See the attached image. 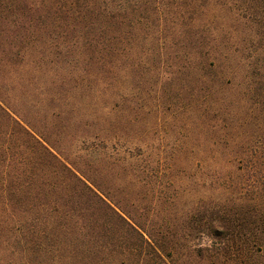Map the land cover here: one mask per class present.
<instances>
[{
  "label": "trees",
  "instance_id": "16d2710c",
  "mask_svg": "<svg viewBox=\"0 0 264 264\" xmlns=\"http://www.w3.org/2000/svg\"><path fill=\"white\" fill-rule=\"evenodd\" d=\"M158 72L188 120L173 156L129 87ZM241 92L264 102V0H0V256L264 264V127Z\"/></svg>",
  "mask_w": 264,
  "mask_h": 264
},
{
  "label": "rangeland",
  "instance_id": "374dc122",
  "mask_svg": "<svg viewBox=\"0 0 264 264\" xmlns=\"http://www.w3.org/2000/svg\"><path fill=\"white\" fill-rule=\"evenodd\" d=\"M213 26L218 27L219 29H223V37L225 38L224 42L228 41L230 33L237 34L242 31L241 27L229 23L222 26L220 23L216 22ZM228 32L229 34H227ZM176 55L173 54L172 56L174 57ZM162 77H167V75L165 73H162ZM159 79L160 72H158L156 76L147 75L142 83L132 80V84H130L129 87H133L135 89L134 92L137 94L135 105L138 111V119L141 123V126L139 127L140 133L143 134V137H145L146 139H151L152 141H154L155 146L164 152V156H173L177 150V145L188 134L187 129L185 128L187 126L188 120L186 116H181L173 113V109L171 108H166V111H162V107H160V105H158L157 101L154 99V91L157 89V85H160ZM137 86L139 87V89ZM242 93L244 92H241V95L237 96L240 99L238 98L236 100L239 102V111L242 108V118L245 119L247 117L246 113L252 110V119L249 123H252V126L255 129H258L261 126L264 127V113H259L260 106L264 108V102L260 101L259 104V99L257 97L256 99H252L251 94L248 96H244L242 95ZM174 96L175 94H173V97ZM213 98L216 97L214 96ZM243 102L246 104V107L249 110H244V107L242 105ZM130 105L131 103L126 104L127 107H130ZM213 106L215 109H217L215 103L213 104ZM201 109H204V106ZM208 111L212 112L214 110L211 109ZM210 116L213 117L214 113H211ZM243 119L242 121H244ZM239 134L246 135L247 133L244 134L243 132H241ZM206 135H208V133H206ZM174 172L177 173L178 168ZM202 193L203 192H200L199 195H201ZM19 255L17 257L12 256L11 254L4 257L0 256V262H4V259H6L7 261L14 257L15 264H25L24 260H22L21 256Z\"/></svg>",
  "mask_w": 264,
  "mask_h": 264
}]
</instances>
